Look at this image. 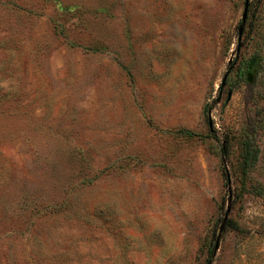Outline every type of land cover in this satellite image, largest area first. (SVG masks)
Returning a JSON list of instances; mask_svg holds the SVG:
<instances>
[{
  "label": "rangeland",
  "instance_id": "rangeland-1",
  "mask_svg": "<svg viewBox=\"0 0 264 264\" xmlns=\"http://www.w3.org/2000/svg\"><path fill=\"white\" fill-rule=\"evenodd\" d=\"M245 3L0 0V264H264Z\"/></svg>",
  "mask_w": 264,
  "mask_h": 264
},
{
  "label": "water",
  "instance_id": "water-1",
  "mask_svg": "<svg viewBox=\"0 0 264 264\" xmlns=\"http://www.w3.org/2000/svg\"><path fill=\"white\" fill-rule=\"evenodd\" d=\"M249 5H250V0H246V3H245V8H244V12H243V16H242V21H241V25L239 26V29H238V33H239V41L241 40L242 38V35H243V31H244V26L246 24V21L248 19V10H249ZM228 74L229 73H226V75L224 76L223 80H222V87H224V85L226 84V80H227V77H228ZM230 201H231V194H230V197H229V205L227 207V211L225 213V216H224V219H223V223L220 227V232L217 236V239H216V243H215V246H214V253L213 255L216 254V252L218 251L219 249V245H220V239H221V233H222V230L224 228V225L225 223L227 222L228 220V216H229V213H230Z\"/></svg>",
  "mask_w": 264,
  "mask_h": 264
},
{
  "label": "trees",
  "instance_id": "trees-1",
  "mask_svg": "<svg viewBox=\"0 0 264 264\" xmlns=\"http://www.w3.org/2000/svg\"><path fill=\"white\" fill-rule=\"evenodd\" d=\"M254 62H255V59L253 60ZM255 66V63L254 64H252L251 63V65H246L245 66V69H244V71H243V74H250L251 73V70H253V67ZM226 82H227V80H226ZM226 85V84H225ZM225 85H224V87H225ZM224 87H221V88H224ZM190 135H191V133H189ZM229 141H227V143H226V145H225V148L226 149H228V147H229ZM224 154H225V149H224ZM258 157V151H255V152H252V151H246V153H245V156H244V164L247 166L248 165V163H252V162H254V160H256V158Z\"/></svg>",
  "mask_w": 264,
  "mask_h": 264
}]
</instances>
